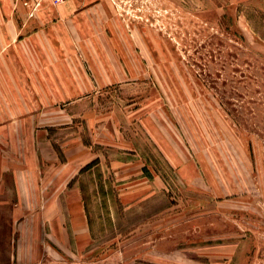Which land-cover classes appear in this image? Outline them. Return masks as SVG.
<instances>
[{"label":"rangeland","instance_id":"rangeland-1","mask_svg":"<svg viewBox=\"0 0 264 264\" xmlns=\"http://www.w3.org/2000/svg\"><path fill=\"white\" fill-rule=\"evenodd\" d=\"M112 7L122 29L101 19L73 42L107 69L101 89L52 107L0 96L28 123L0 141V264H264V0ZM92 161L73 180L89 235L73 239L48 183Z\"/></svg>","mask_w":264,"mask_h":264},{"label":"crops","instance_id":"crops-1","mask_svg":"<svg viewBox=\"0 0 264 264\" xmlns=\"http://www.w3.org/2000/svg\"><path fill=\"white\" fill-rule=\"evenodd\" d=\"M109 4H95L93 0H62L57 5L52 0H0V96L34 93L48 96L46 103L52 107L60 101V96L88 94L101 89L94 86L92 79H106L107 69L92 70L88 57L76 56L73 42L76 35L84 37L90 25L101 19L114 27L115 32L117 26L122 29ZM25 101L22 97V103ZM41 102V110L32 125L45 127L49 124H44L46 108L42 99ZM17 109L18 113L12 117L10 105L4 97L0 98V132L4 133L0 141L21 142L20 130L23 128L25 132L28 123L25 108L21 110L18 104ZM25 139L24 135V142ZM64 163V166L52 168L55 172L48 183L51 187L49 201L53 204L51 201L55 200L54 206L60 205L58 199L63 194L68 213L62 219L70 223L67 237L85 240L89 235V222L80 188L73 182L81 169ZM5 174L4 169L0 170V175ZM59 221L58 215L51 217L53 239L59 237L55 231ZM18 234L23 235L13 232L12 237Z\"/></svg>","mask_w":264,"mask_h":264},{"label":"built area","instance_id":"built-area-1","mask_svg":"<svg viewBox=\"0 0 264 264\" xmlns=\"http://www.w3.org/2000/svg\"><path fill=\"white\" fill-rule=\"evenodd\" d=\"M93 1H102V0H93ZM112 4L117 11H125L126 7H131L133 4H136L140 0H104ZM62 0H52L54 5L60 4Z\"/></svg>","mask_w":264,"mask_h":264},{"label":"trees","instance_id":"trees-1","mask_svg":"<svg viewBox=\"0 0 264 264\" xmlns=\"http://www.w3.org/2000/svg\"><path fill=\"white\" fill-rule=\"evenodd\" d=\"M98 164L97 161H92L90 162L89 164H87L84 168L81 169L80 173H83L87 170H90L92 169L94 166H96ZM99 175H101V171L99 170ZM101 177V176H100ZM81 192H82V199L83 201L85 202L86 201V195H85V192H84V189L81 188ZM86 206V205H85Z\"/></svg>","mask_w":264,"mask_h":264}]
</instances>
